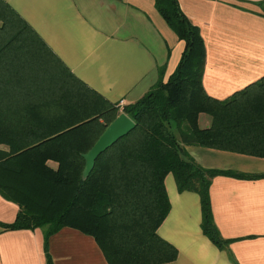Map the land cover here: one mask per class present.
<instances>
[{"label": "trees", "instance_id": "trees-1", "mask_svg": "<svg viewBox=\"0 0 264 264\" xmlns=\"http://www.w3.org/2000/svg\"><path fill=\"white\" fill-rule=\"evenodd\" d=\"M154 5L184 49L166 81L159 78L138 100L123 106L96 95L92 105L80 97L53 101L40 111L32 101L39 99V90L23 89L20 82L28 84V75L17 72L4 55L27 25L18 19V24L4 26L11 36L0 41V195L17 204L18 211L0 228H41L47 264H53L49 237L66 226L91 236L107 264L173 260L176 249L157 233L170 209L164 184L169 173L179 192L199 195L201 229L222 247L228 240L213 221L211 180L218 175L264 177V172L205 168L187 150L202 146L264 157V76L224 99L209 96L202 84L205 47L199 28L177 0H154ZM55 108L64 115L51 114ZM121 112L135 127L99 154L82 179V154ZM200 114L210 116L209 126L200 125Z\"/></svg>", "mask_w": 264, "mask_h": 264}, {"label": "crops", "instance_id": "crops-1", "mask_svg": "<svg viewBox=\"0 0 264 264\" xmlns=\"http://www.w3.org/2000/svg\"><path fill=\"white\" fill-rule=\"evenodd\" d=\"M177 1L203 39L202 84L209 96L224 99L264 76V0ZM18 19L27 30L4 55L28 75L21 87L39 90L32 101L42 112L53 101L80 97L92 105L96 95L111 104L133 103L159 78L167 80L184 49L154 0H0V41L11 36L4 26ZM63 112L51 109L56 117ZM210 122L199 115L201 126ZM187 150L205 168L264 172V157L202 146ZM164 184L170 209L157 233L177 251L164 264H264V177L211 180L213 221L228 240L222 247L201 229L199 195L179 192L171 173ZM17 211L0 195V222H12ZM43 243L41 228H0V264H47ZM48 243L53 264H107L95 240L72 227L61 228Z\"/></svg>", "mask_w": 264, "mask_h": 264}, {"label": "water", "instance_id": "water-1", "mask_svg": "<svg viewBox=\"0 0 264 264\" xmlns=\"http://www.w3.org/2000/svg\"><path fill=\"white\" fill-rule=\"evenodd\" d=\"M135 123L125 113H119L112 122H110L94 145L82 154L85 160V166L82 172V179H86L94 167L95 160L99 154L105 151L113 143L121 137L127 135L133 128Z\"/></svg>", "mask_w": 264, "mask_h": 264}, {"label": "built area", "instance_id": "built-area-1", "mask_svg": "<svg viewBox=\"0 0 264 264\" xmlns=\"http://www.w3.org/2000/svg\"><path fill=\"white\" fill-rule=\"evenodd\" d=\"M118 103L120 106H123L125 104L124 100H120Z\"/></svg>", "mask_w": 264, "mask_h": 264}]
</instances>
